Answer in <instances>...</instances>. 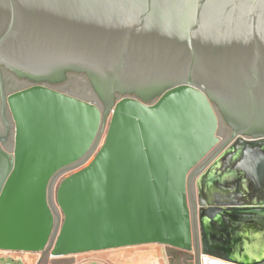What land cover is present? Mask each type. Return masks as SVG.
I'll use <instances>...</instances> for the list:
<instances>
[{
    "label": "water",
    "instance_id": "water-1",
    "mask_svg": "<svg viewBox=\"0 0 264 264\" xmlns=\"http://www.w3.org/2000/svg\"><path fill=\"white\" fill-rule=\"evenodd\" d=\"M2 68L35 84L6 96ZM69 72L104 111L44 85ZM0 97V251H193L188 179L221 141L217 107L233 136L195 180L197 253L264 264V0H0ZM108 111L59 182L57 226L51 180Z\"/></svg>",
    "mask_w": 264,
    "mask_h": 264
},
{
    "label": "rangeland",
    "instance_id": "rangeland-1",
    "mask_svg": "<svg viewBox=\"0 0 264 264\" xmlns=\"http://www.w3.org/2000/svg\"><path fill=\"white\" fill-rule=\"evenodd\" d=\"M3 75L5 78V82L7 84L8 92H13L15 90L26 88L31 83H33L27 79L18 78L16 77V75H14L13 73L7 70L3 72ZM52 85L54 86V88H56L57 90L63 93L77 97L86 102L95 104L102 111L105 110L103 102L99 98L98 94L92 88L91 83L85 74L69 72V73H66L65 78L63 80L52 83ZM121 97H122L121 95L117 94L116 101H118ZM157 98L158 97L151 98L148 101V103L149 104L154 103L157 100ZM215 109H216V112L219 118L217 135L221 138V141L189 173V178H190L188 179L189 180L188 182L189 192L187 194H188V203H189L190 214H191L192 225H193V242H194V249L193 251L189 252V254L181 255L178 253H174L173 249L175 248L164 246V245L145 244V245L123 247V248H118V249L82 253V254H78L74 256L53 258V257H50V247H49L46 251L42 253H29V252H8L6 253L4 251H0V264H65L67 263V261H70L71 259L74 262H78L77 264H84V263L85 264H97L96 262L88 263L92 260H97L99 264H171V261H173L174 264H202L201 257H199V254L197 253L199 229H198V223H197V218H196L197 216V197H196L195 180L197 176L202 171H204L206 167L214 160V158H216V156H218V154L221 152L223 148L222 146L224 145L226 140H228L230 131H231V127L226 123L220 111L217 109V107H215ZM110 117H111V112L108 111L104 126L101 128V132L97 140V143L95 147L93 148V151L91 152L89 159H87L85 164L94 156V154L100 147L103 141L104 135L106 133V129H107L108 121ZM65 176L66 175L64 174V172L62 173L60 172L52 180L59 181ZM50 188H51V185H49V195H50L49 204L51 205V199L53 197H52ZM194 208H195V216H194ZM54 212L56 213V211H53V213ZM55 213H54L55 219L58 218L57 220H60L61 222L62 215L61 217L56 218L57 215ZM60 222L58 221L56 222L57 226H59ZM195 223H196V231H195ZM196 236H197V242H196ZM170 255H173L172 260H171ZM12 260L21 261L22 263L13 262Z\"/></svg>",
    "mask_w": 264,
    "mask_h": 264
},
{
    "label": "flooded vegetation",
    "instance_id": "flooded-vegetation-1",
    "mask_svg": "<svg viewBox=\"0 0 264 264\" xmlns=\"http://www.w3.org/2000/svg\"><path fill=\"white\" fill-rule=\"evenodd\" d=\"M5 70L6 69L2 68V75H3V72ZM3 81H4V92H5L6 96L11 94V93L25 89V88H23V89L15 90L13 92H8L7 84L5 82L4 75H3ZM34 84L35 83H31L28 87H30ZM44 85L57 90L56 88H54V86L52 84L44 83ZM6 116H7L8 120L11 124V127H12L11 116H10V113L8 110L6 111ZM5 134H6V126H5V123L3 121V117H2V102H1V97H0V137H3ZM232 136H233V130L231 129L229 138H228V140H226V142H228L232 138ZM12 149H13V135H12V132H10L6 141H4V142L0 141V184H1V180L3 179V177L7 171L8 164H9V160L5 156V154L12 152Z\"/></svg>",
    "mask_w": 264,
    "mask_h": 264
},
{
    "label": "built area",
    "instance_id": "built-area-1",
    "mask_svg": "<svg viewBox=\"0 0 264 264\" xmlns=\"http://www.w3.org/2000/svg\"><path fill=\"white\" fill-rule=\"evenodd\" d=\"M85 162H86V160L82 161V162H80V163H78V164H76V165H74L72 167H69V168H67V169H65L63 171H61V173L64 172V174L67 175L68 173H71V172L75 171L76 169H79L80 167H82L85 164ZM60 181L61 180H59V181L58 180H51V183H50V185H51V188H50L51 189V194H52V197H53L52 198L53 200L51 199L50 207H51L52 211H56V213L54 212L57 215L56 218L57 217H61V212H60V210H59V208H58V206L56 204V200H55L56 190H57V187H58ZM48 197L50 198L49 192H48ZM57 219H55V224H56L57 221L60 222V220H57ZM6 253H8V252H6ZM12 261L13 262H21V261H14V260H12Z\"/></svg>",
    "mask_w": 264,
    "mask_h": 264
},
{
    "label": "bare ground",
    "instance_id": "bare-ground-1",
    "mask_svg": "<svg viewBox=\"0 0 264 264\" xmlns=\"http://www.w3.org/2000/svg\"><path fill=\"white\" fill-rule=\"evenodd\" d=\"M202 264H230L223 262L219 259L208 257V256H203L202 257Z\"/></svg>",
    "mask_w": 264,
    "mask_h": 264
},
{
    "label": "trees",
    "instance_id": "trees-1",
    "mask_svg": "<svg viewBox=\"0 0 264 264\" xmlns=\"http://www.w3.org/2000/svg\"><path fill=\"white\" fill-rule=\"evenodd\" d=\"M173 251H174V253H178V254H181V255H187V254H189V252H186V251H182V250H179V249H173ZM177 256V255H176ZM170 257H171V260H172V257H173V255H170ZM186 259V258H185ZM171 264H174V262L173 261H171Z\"/></svg>",
    "mask_w": 264,
    "mask_h": 264
},
{
    "label": "crops",
    "instance_id": "crops-1",
    "mask_svg": "<svg viewBox=\"0 0 264 264\" xmlns=\"http://www.w3.org/2000/svg\"><path fill=\"white\" fill-rule=\"evenodd\" d=\"M91 262H96L97 264H99L98 262H97V260H92V261H90V262H88V263H91ZM78 262H74L72 259L70 260V261H67V263H65V264H77ZM85 264V263H84Z\"/></svg>",
    "mask_w": 264,
    "mask_h": 264
}]
</instances>
